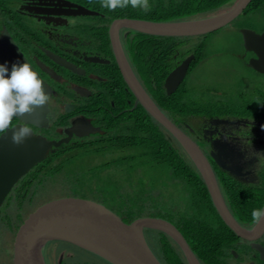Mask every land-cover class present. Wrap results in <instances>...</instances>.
I'll use <instances>...</instances> for the list:
<instances>
[{"label":"flooded vegetation","instance_id":"af4514ba","mask_svg":"<svg viewBox=\"0 0 264 264\" xmlns=\"http://www.w3.org/2000/svg\"><path fill=\"white\" fill-rule=\"evenodd\" d=\"M6 1L0 3V32L5 28L9 31L25 57L49 87L47 126L39 127L32 124L28 126L36 134L48 140L68 137V141H63L51 152H58L59 147L70 146L76 154L84 152L86 148L93 149L95 143L104 142L108 149L107 156L115 155V148L110 147L109 144L125 141L129 147L131 143L126 138L128 134L135 132L136 129L139 130L142 123H148L150 116L158 121L144 106L142 98H150L168 118L184 128V131L199 144L214 169L221 195L233 217L248 229L257 226L247 210L258 208L262 199L264 175L261 171L264 168V135H260V132L264 134V123L244 115L238 111L239 108L231 112L228 108L221 106L215 108L212 113L190 112L179 118L181 124L169 116V96L176 93L181 84L169 94L165 87L166 78L175 67L193 53L181 60L176 59V65L169 72V50L159 47L161 52L157 55L156 44H150L151 48H149L148 44L144 43L147 40L142 34L169 35L143 32L125 23L131 20H159L140 16L143 9H129L128 14H122L124 8L123 12L115 15L114 12L116 13L118 9L116 11H109L103 7L105 10L98 9V1L94 0H9L10 6H13L12 10L5 5ZM78 6L97 13L92 15L62 13L74 12ZM220 8L223 9V7ZM220 8L217 9L218 12L222 11ZM242 12L225 28L233 27V22ZM212 14L209 16L216 15ZM20 17L23 21H20ZM23 17L33 21L36 25L35 29ZM243 27L247 26L242 25L237 28L240 30ZM17 29L27 33L26 40L20 32L15 31ZM113 29H117L118 40L115 41L112 38ZM263 29L255 30L261 32ZM87 32H90L89 36ZM186 41L201 42L203 45L202 39L198 38L186 39ZM152 42L161 41L157 39ZM204 45L207 46L208 42ZM162 46L165 47V44ZM163 50L166 51L165 55ZM205 51L208 53V50ZM214 55L209 53L204 55L199 63L207 61V58ZM55 56L69 62L74 68L70 69L58 63ZM252 56L254 53L247 50L243 42H240L238 50L228 52L226 56H219L218 59L222 62L221 66L224 69L221 78L236 81V71L243 70L241 66L245 64L249 66V59ZM126 64L130 73L128 80L123 70ZM44 67L48 68L50 73ZM222 83L220 82L217 88L209 89L213 90L212 96L209 95L210 98L206 99H211L213 103L224 104L222 101L226 103L227 92L225 91L228 88L218 87ZM208 85L211 84L208 83ZM244 91L251 92L250 87L249 90ZM142 116L144 119H141ZM158 122L164 126L160 121ZM18 123L21 121L16 118L13 125ZM254 124L256 129L252 127ZM166 134L169 137V131ZM215 140L225 143L228 148H233L236 157L234 160L226 159V162L241 167L237 174L222 169L211 156ZM97 157L103 158L106 155ZM199 174L202 177L200 172ZM34 179L33 186L39 181L37 178ZM229 179L231 183L234 182L231 187L240 191L237 198L235 193H231V187L227 185ZM213 205L219 224L216 235L217 232L221 235L218 242L219 257L224 259L225 264H264V229L251 232L250 237H242L227 225L214 203ZM246 206L249 208L244 210ZM261 208H264V199ZM221 221L233 233L228 231ZM53 242L48 247V257L51 259V253L54 251L51 247ZM59 250L56 247L55 252ZM61 253L63 255L65 252ZM58 264H62L61 257Z\"/></svg>","mask_w":264,"mask_h":264},{"label":"trees","instance_id":"16d2710c","mask_svg":"<svg viewBox=\"0 0 264 264\" xmlns=\"http://www.w3.org/2000/svg\"><path fill=\"white\" fill-rule=\"evenodd\" d=\"M3 1L6 0H0V3H4ZM94 1H98V9L105 10L102 8L101 0ZM231 1L232 0H148L150 8L147 12L142 10L140 16L159 21L185 20L191 17L206 16L212 13L215 14L218 12L217 9L227 5ZM129 9L133 8H125L124 12L122 9L118 8L117 12H114V14L119 15V12H123L122 14H128ZM259 11L264 12V0H251L242 12V15L247 17L250 12L254 13ZM224 28L225 27H222L220 29ZM263 28L264 25L261 29ZM220 29L197 36H155L151 34H142L144 39L147 40V42L144 43L148 44L149 48H151L150 44H156L157 55H160V48L169 50V72L173 66L176 65V59L181 60L190 53L195 55V58L191 61L188 73L182 80L179 89L176 93L169 96V116L174 118L178 124H181L179 118L190 112L200 114L205 112L212 113L215 108H219L220 106L228 108L231 112H234L233 109L237 111L236 109L239 108L240 110L238 111L242 112L244 115L257 121L261 120V122L264 123V90L258 89L256 84V87L253 90V85H251L253 83L249 82V80L252 79V75L248 76L246 72H244V77H241L239 73H235L236 83L234 87L232 89H227V91H225L227 94L224 92L227 95V102L225 103V101H222L225 105L221 103H213L211 102V99H206L208 97L210 98L209 95H211L213 91L209 89L217 88V85L220 84L219 80L210 81L209 84L211 85L204 83V86L201 87L202 89L200 88L202 91L200 90L198 93L192 92L188 87V84L192 83L190 80L193 73L200 65V58L204 57V55H208L205 50H209L207 48L209 46L204 45L205 42L208 41L210 35H213V33ZM238 33L240 34V39H242L239 30ZM192 38L202 39L203 45H201V42L195 43L186 41V39L191 40ZM157 39L161 42H152ZM162 44H165V47H163ZM163 52V55H165L166 51L163 50ZM157 60V62H159V57H157ZM243 67V70H253L258 74H264L246 64L243 65ZM223 72L224 69L222 73ZM249 87L251 92L244 91L245 89L249 90ZM148 118L150 119L148 123H142L139 130L136 129L135 132L127 135L126 138L129 143H131V146L129 145V147H127V142L125 141L119 142L118 144L114 142L109 144L110 147L115 148V155L112 154V156H107L108 149L103 144L104 142L95 143L93 149L86 148L84 152L81 153L78 152L74 154L70 146L63 148L59 147L58 152L49 153L43 161L39 162L30 169L26 175H24L8 194L1 208L2 226L4 229L6 228L7 234L13 236V238L16 237L18 229L23 224L26 217L30 212L36 209V205L39 203V201H34V195L38 193L47 181L49 182L56 178L60 173L65 172V175L70 179L73 178L79 181L75 183L76 187L80 185L81 177H79L80 174H78V166L76 162L81 158L82 162H85L86 165H88V170L89 172H92L93 178L104 179L105 177L100 176L97 172L103 168L105 169V175H107L106 177L109 179L108 181L103 180L104 183L102 185L104 189L111 192L110 194H112L113 200L118 201L119 203L118 211L112 207L109 208L117 212L124 221L131 222L142 216H155L168 219L178 226L203 264H225L224 259L219 257L218 242L221 235H219L218 232L216 235V229L219 231V224L215 211L216 209L211 200L206 183L179 141L170 132L168 137L166 134V128L159 124L158 121L154 120L151 116ZM141 119H144V116H142ZM15 120L16 118L13 121ZM141 121L143 122V120ZM252 127H254V129L257 128L256 124ZM260 135H264L262 134V131L260 132ZM104 155H106V157H103L102 160L100 159L101 161L93 160V157ZM143 167L165 169L170 172V175L172 176H170V179L172 178L173 181L182 180L185 183V190L189 196L188 202H190V204L187 206L196 209V214H189L187 213L186 208L184 209L182 206H176L179 205L176 194L168 193L166 196L162 190L155 189L153 180L149 183L148 179L143 175H141V177L143 176L145 181H143L141 177L139 180L138 178L133 180V182L129 181L128 178H125V181L129 183L130 191L135 187V190L133 191L136 193L132 196L127 197L128 195H125L123 185H118V183L117 185H113L115 184V180L112 179V176L109 174L123 173L124 176L134 179L135 175H140L138 173H140L141 168ZM261 172L264 175V168ZM34 178L39 179L35 186L32 184L35 182ZM110 180H113V182H110ZM233 183H231V179H229L227 185L231 187ZM99 186L100 185H98V188ZM76 187L72 188L74 193L77 189ZM139 190L142 191V198H138ZM239 192L240 191H237L234 187H231V193L236 194L235 198L238 197L237 195ZM91 195L92 194L88 193V197ZM85 196L87 197V195ZM232 197L234 199V196ZM261 198L258 208H261L263 204L264 185L261 191ZM48 200L50 199H47L44 202ZM105 202L106 200L102 199V203L105 204ZM248 208L249 207L246 206L244 207V210ZM172 209L173 213L171 211ZM253 209L254 208L247 210L248 213L251 214ZM245 215H247L246 211ZM221 222L225 228H228V231L233 233L223 221ZM145 234L151 248L163 264H188L179 245L167 233L162 230L147 228L145 229ZM59 242L66 244L69 247L78 248L95 256V261L77 258V261L74 259L70 264H110L99 256L70 242ZM62 264L67 263L63 261Z\"/></svg>","mask_w":264,"mask_h":264},{"label":"water","instance_id":"95a60500","mask_svg":"<svg viewBox=\"0 0 264 264\" xmlns=\"http://www.w3.org/2000/svg\"><path fill=\"white\" fill-rule=\"evenodd\" d=\"M250 1L238 0L226 12L210 17L174 21L131 20L125 23L143 32L158 35H199L226 25L235 19ZM62 13L92 15L97 12L78 6L74 12ZM240 32L245 48L254 53V56L249 59V65L264 73V29L257 32L253 28L243 27ZM112 38L114 41L118 40L117 29H113ZM54 58L66 67L74 68L69 62L56 56ZM193 58L194 54L189 55L169 73L165 83L169 94L181 84ZM18 60L29 62L5 28L0 32V63L7 62L8 66L11 67L12 62ZM41 66L43 65L41 64ZM44 69L50 73L48 68L44 67ZM123 70L128 80L130 73L127 64ZM131 85L134 87L132 82ZM44 86L48 91L49 87L46 81H44ZM142 99L147 110L164 125L185 149L201 173L211 193L213 203L227 225L242 237H250L251 232L264 229V219L253 229H248L233 217L221 195L214 169L199 144L172 119L168 118L150 98L144 97ZM47 111L48 105L36 109L23 118L17 117L21 121L18 124L28 122L27 126L28 124L39 127L47 126L49 121ZM63 141H68V137L48 140L35 133L24 143L17 145L12 143L11 131L6 136L0 137V224L2 221L1 208L10 191L30 169L43 161ZM213 144L214 151L211 156L216 163L222 169L237 174L236 172H239L241 167L226 162V159H235L233 148H228L225 143H221L219 140H215ZM147 228L162 230L171 236L180 246L188 264H203L181 230L170 220L162 217L142 216L131 222H126L117 212L104 203L78 196H62L50 199L29 213L15 237L14 264H49L48 247L53 241L70 242L99 256L110 264H163L147 240L145 234Z\"/></svg>","mask_w":264,"mask_h":264},{"label":"rangeland","instance_id":"374dc122","mask_svg":"<svg viewBox=\"0 0 264 264\" xmlns=\"http://www.w3.org/2000/svg\"><path fill=\"white\" fill-rule=\"evenodd\" d=\"M235 1L236 0H233V2ZM5 5L9 9L12 10L13 6H10L9 0L5 2ZM230 6L231 5L229 6L225 5L223 6V9L221 10L225 11ZM23 19L27 20L28 24L35 29L36 25L33 21L28 20L25 17H23ZM20 21H23L21 17H20ZM238 25L251 26V27H254L255 29L260 30L262 26L264 25V12H261V11L254 12V13L250 12L247 15V17H244V15L241 14L240 17L237 18V20L233 22V27H227L224 29H220L217 32L213 33V35H210V38L207 41L209 45L208 53L213 54V55L216 54V55L210 58H207L208 60L200 64L197 70L193 73V76L191 77V80H190V82L192 83L188 84V87L191 89L192 92L198 93V91L202 89L201 87L204 86V83H209L210 81H214V80L216 81L219 80L220 82H223L222 85L219 86L221 89H226V88L232 89L234 87L236 81H232L228 78H221L223 75L222 73L223 68L221 66L222 62L220 61V59H218V57L222 55L224 56L228 52H234L238 50L239 44L240 42H242V39H240V34L238 33V28H237ZM15 31L20 32L21 36L24 37L26 40L27 38L26 32L20 31L19 29ZM89 33L90 32H87L88 36H89ZM241 68L244 69L243 66H241ZM236 72L239 73L241 77L245 76L244 72H246L248 76L252 75V79H250L249 82L253 83L251 84L253 85V90L256 87V85L258 86V89L264 90V74L262 75L258 74L254 72L253 70L246 71V70H240V69L237 70ZM127 151H131V150H127ZM100 159L102 160V157H93V160L101 161ZM76 163L78 166V174H80L79 177H81L80 185L76 187L75 183L78 180H75L73 178L70 179L68 176L65 175V172H62L58 176H56V178L52 179L49 182L47 181L46 184L38 191V193L34 195L33 197L34 201H39V203L36 206L38 207L41 203H43L47 199H53V198L62 197V196H78L82 198L94 199L99 202H102V199H105L106 200L105 205H107L108 207H112L118 211V207H119L118 201L113 200L112 194H110L111 192L104 189L102 185L104 181L106 180L108 181L109 179L108 177H106L107 175H105V169L103 168L97 172L100 176L105 177L104 179L93 178L92 172H89L88 170V165H86L85 162H82L81 158H79ZM138 174L140 175H135L134 179L124 176L123 173H119V174L112 173L109 175H111L112 179L115 180V184L113 185H117V183L118 185H123V189H125V195H128L127 197L134 195L136 192L133 191L135 190V187L133 188L132 191H130L129 183L125 181L126 180L125 178H128L129 181L133 182V180L137 178L139 180L141 175H143L145 178L148 179L149 183H151L153 180L155 189L162 190L163 193L166 194V196L168 195V193L176 194L177 200L179 201V205H176V206H182L184 209L186 208V211L189 214H196L197 212L196 209L191 208L190 206H187L188 204H190V202H188L189 196H188L187 191L185 190L186 189L185 183L182 180L173 181L172 178L170 179V176H171L170 172H168L165 169L163 170V169H152L150 167H143L141 168V171ZM143 176L141 177V179L145 181V178ZM110 182H113V180H110ZM98 185H100L99 188H98ZM73 187L77 188L76 191L78 192L75 191V193L77 194H75L74 190H72ZM88 193L92 195L88 197ZM141 193L142 191L139 190L138 198H142ZM85 195H87V197ZM171 211L173 213V209ZM1 215H2V209H1ZM14 242H15V238L7 234L6 228L5 229L3 228L2 221H1V224H0V264H14V260H13ZM51 245L50 246L52 247V249H54V251L51 253L52 259L50 257L48 258L49 264H58L60 257H61L62 262L65 261L67 264L72 263L74 259L77 261L78 260L77 258H82L85 260L95 259V256H93L92 254L82 251L75 247H68V245L66 244L63 245V243L53 242ZM56 247L60 249L58 252H55ZM62 251L65 252L63 255L61 253Z\"/></svg>","mask_w":264,"mask_h":264},{"label":"clouds","instance_id":"9594fccd","mask_svg":"<svg viewBox=\"0 0 264 264\" xmlns=\"http://www.w3.org/2000/svg\"><path fill=\"white\" fill-rule=\"evenodd\" d=\"M237 1L233 2L232 0L231 4L228 3V6H231L227 10L233 7ZM101 5L109 11L131 7L133 9H143L147 12L150 8L148 0H101ZM227 10L215 14L219 15ZM204 17L210 16L191 17L189 19ZM49 102L50 94L44 86L43 79L27 60L12 62L11 67L8 66L7 62L0 63V137L6 136L11 131L12 143L17 145L24 143L35 133L27 126L28 122L13 125V120L17 117L23 118L30 115L36 109L49 104ZM251 217L254 224H260L264 219V208L253 209Z\"/></svg>","mask_w":264,"mask_h":264}]
</instances>
